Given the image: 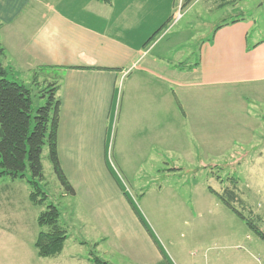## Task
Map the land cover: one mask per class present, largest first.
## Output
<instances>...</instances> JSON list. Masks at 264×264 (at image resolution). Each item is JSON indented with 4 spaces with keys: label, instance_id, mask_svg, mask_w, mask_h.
Here are the masks:
<instances>
[{
    "label": "crops",
    "instance_id": "crops-1",
    "mask_svg": "<svg viewBox=\"0 0 264 264\" xmlns=\"http://www.w3.org/2000/svg\"><path fill=\"white\" fill-rule=\"evenodd\" d=\"M179 7L210 26L184 69L156 52ZM241 13L237 0H0L2 64L58 85L60 167L102 243L133 264H164L132 206L142 217L181 170L173 155L191 142L201 164L230 158L262 128L264 37L250 40Z\"/></svg>",
    "mask_w": 264,
    "mask_h": 264
},
{
    "label": "rangeland",
    "instance_id": "rangeland-1",
    "mask_svg": "<svg viewBox=\"0 0 264 264\" xmlns=\"http://www.w3.org/2000/svg\"><path fill=\"white\" fill-rule=\"evenodd\" d=\"M179 1L176 0V4ZM177 11L183 19L176 26V21L172 20L168 26L172 29L166 38L168 41L163 43L166 47L156 52L170 63L191 62L195 54L188 51L197 47L202 36H209L210 26L203 27L198 23L197 9L188 14L179 8ZM237 11L242 12L238 16L254 22L250 40L261 41L264 37V0H237ZM203 18L210 17L205 13ZM212 20L216 24L219 21L216 17ZM21 81L32 91V106L43 105L45 100L38 96L51 81H45L43 75L36 83L31 81L30 75L22 76ZM258 107L255 111L264 117L263 107ZM253 139L233 157L221 156L203 164L197 160L191 142L184 152L173 155V165L181 170L173 172L167 179H158L163 192L146 202L150 212L140 211L165 259L164 264H264V241L208 191L210 187L221 193L233 182L246 209L238 202L235 207L246 217L250 214L259 216L256 225L264 232V123ZM41 162L44 176L41 188L58 208L59 223L67 231L64 249L55 259L37 257L33 245L39 231L36 218L46 204L35 206L30 203L25 179L0 177V264H90L85 259L90 253L110 264H133L102 243L101 232L95 227L102 219L89 215L83 199L63 195L46 146ZM132 203L140 210L142 202L133 200Z\"/></svg>",
    "mask_w": 264,
    "mask_h": 264
},
{
    "label": "trees",
    "instance_id": "trees-1",
    "mask_svg": "<svg viewBox=\"0 0 264 264\" xmlns=\"http://www.w3.org/2000/svg\"><path fill=\"white\" fill-rule=\"evenodd\" d=\"M2 55L3 49L0 47V57ZM177 67L184 69L188 65L180 63ZM57 91V84L46 85L38 96L44 99L45 103L34 108L31 89L13 77L10 69L4 67L0 60V177H9L12 180L25 179L29 186L28 200L30 203L35 206L46 204L45 209L36 218L39 231L33 244L37 257L42 259L58 257L67 239V231L59 223L58 208L48 199L47 194L41 188V183L44 180L41 154L45 146L48 159L62 186L63 193L74 195V190L60 167L57 155L60 107ZM208 191L241 220L251 232L264 241V232L256 225L259 216L250 214L246 217L235 207V203L238 202L242 206L241 208L246 209L244 202L237 195L236 185L233 182L230 186L224 187L221 193L210 187H208ZM132 207L141 224L151 235L143 218L135 207ZM87 260L91 264H110L91 253Z\"/></svg>",
    "mask_w": 264,
    "mask_h": 264
},
{
    "label": "built area",
    "instance_id": "built-area-1",
    "mask_svg": "<svg viewBox=\"0 0 264 264\" xmlns=\"http://www.w3.org/2000/svg\"><path fill=\"white\" fill-rule=\"evenodd\" d=\"M179 9L181 10L180 7H179ZM181 16H182V15L179 13V11H177V14H176V16H175V18H174V22L177 21V20H179Z\"/></svg>",
    "mask_w": 264,
    "mask_h": 264
}]
</instances>
